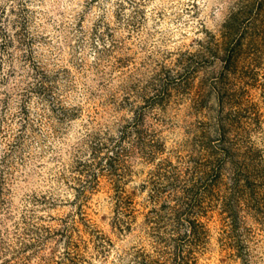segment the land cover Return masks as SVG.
<instances>
[{
	"label": "clouds",
	"instance_id": "1",
	"mask_svg": "<svg viewBox=\"0 0 264 264\" xmlns=\"http://www.w3.org/2000/svg\"><path fill=\"white\" fill-rule=\"evenodd\" d=\"M261 2L0 0V264H67V236L56 233L71 230L82 193L104 176L142 188L143 201L153 194L138 175L148 162L149 171L164 164L155 182L172 192L161 214L170 207L165 219L173 223L156 226L157 251L160 242L175 247L173 233L193 235L194 188L199 205L220 184L227 198L239 189L252 203L264 199V192L255 195L264 189ZM237 44L230 66L229 49ZM241 59L243 84L254 88L259 79L262 103L239 111L250 126L236 150V140L225 136L222 123L217 133L212 117L223 119L225 96L245 93L232 79ZM193 80L202 89L198 102L189 94ZM228 114L237 113L229 106ZM202 147L214 156L207 170L198 167ZM102 199L106 224H116L115 201L111 194ZM236 211L235 224L229 216L233 264H264V235L241 226L239 201ZM124 228V235L109 228L111 243L97 238L84 264H127L141 255L140 237L129 239L127 222Z\"/></svg>",
	"mask_w": 264,
	"mask_h": 264
},
{
	"label": "rangeland",
	"instance_id": "2",
	"mask_svg": "<svg viewBox=\"0 0 264 264\" xmlns=\"http://www.w3.org/2000/svg\"><path fill=\"white\" fill-rule=\"evenodd\" d=\"M258 12H264V0L259 4ZM251 13H249L250 15ZM240 22H237V24ZM236 27H233V31ZM234 55L229 58L230 66L234 65L235 55L238 54L239 45L229 49ZM247 65V61L241 59L237 62L236 76L232 77L234 81V89H239L241 85L246 89L245 93L240 96L231 97L225 96L223 101L224 111L220 113L223 117L222 120H218L216 115L213 114L212 122L217 126V133H219V125L222 123L225 128V136L229 139L236 140V150H239L243 145L241 144V138L244 136V130L250 126L246 116L239 115V111L243 110L248 104L256 103L260 105L261 99L259 93L261 92L260 81L257 80L256 87H250L244 85L243 80L246 78L240 71V65ZM202 89L199 88V84L196 80L192 81V86L189 89V94L194 101L199 100ZM190 102L185 101L187 106ZM229 106L236 112V116L233 117L228 113ZM258 111L264 112V106L259 107ZM200 119L207 121L208 117L203 113H197ZM191 119V117L189 118ZM261 119H264L262 117ZM156 159L166 157L165 153H153ZM214 156L209 155L208 149L201 148V165L198 167L202 170H207L208 167H214V165L207 163L213 161ZM166 162V161H165ZM162 167L159 169V167ZM152 169V162L145 164V167L138 175L144 181L145 185L151 184L153 188V194L145 200L140 199V193L142 188L128 189L126 184L118 183V192L116 191L113 181L107 177H100L97 179L94 190L91 192H83V200L79 205L76 213V219L69 226L70 231L65 234H58V236H67V246L71 247L72 244L76 245V252L78 254L72 261L67 260V264H84L88 253L92 251L96 239L103 236L106 242L111 243L115 238V233L109 234V228L118 227L121 235L125 234L124 223L127 222V230L131 235L129 239L135 241L136 236L140 237L141 247L137 248V253L146 254L155 257V248L152 247V242L156 240L154 235L158 228L157 225L172 223L164 220V215L161 214V209L171 204L170 190H164L160 184L156 183L154 174L156 171L163 172L164 164L161 163L154 171ZM126 174H129L126 171ZM123 179V178H121ZM218 176L215 177L216 182ZM155 188V190H154ZM249 188H252L251 182H249ZM235 189L230 198H227V194L224 191V185L220 184L219 188L213 187L212 192L216 193V196L211 199L205 198L201 205L195 207V215L189 217L193 220V228L204 232V241L199 247L193 249L192 255L194 256L195 264H233V258L237 251V245L235 244V238L229 234L231 229L230 217L235 224L237 219V207L239 201V216L241 220V226H247L252 230V234L256 236L264 235V199H260L256 203H252V200L245 196L243 198L238 197ZM197 189H193L190 196H194L197 199ZM264 189L257 190L256 196H260ZM111 194L112 199L115 201V205L112 208V213L116 215L117 223L113 225H107L108 220V204L102 199L103 196ZM242 196V195H241ZM130 201L129 204L122 207L123 200ZM225 200L230 211L221 210V201ZM250 205L245 210V202ZM170 208V207H169ZM157 211L158 218H161L159 222L152 223V217L155 216L154 211ZM124 214L123 221L120 220V214ZM80 214V215H79ZM230 216V217H229ZM55 219V218H53ZM164 220V222H163ZM66 223V221H63ZM197 223V224H195ZM136 229L133 231V229ZM176 234V233H174ZM178 234V233H177ZM90 245L92 247H90ZM133 260L127 262V264H133Z\"/></svg>",
	"mask_w": 264,
	"mask_h": 264
},
{
	"label": "trees",
	"instance_id": "3",
	"mask_svg": "<svg viewBox=\"0 0 264 264\" xmlns=\"http://www.w3.org/2000/svg\"><path fill=\"white\" fill-rule=\"evenodd\" d=\"M162 167L160 166L159 169H161ZM155 179H158V177L155 176ZM215 177L216 174L215 172L213 173V179H212V183L215 181ZM113 181V180H112ZM114 187L116 189V191L118 192V185L117 182L113 181ZM155 190V188H154ZM236 193H238V197H240L242 195L241 191L239 189L236 190ZM203 202V201H202ZM201 202V203H202ZM130 201L127 200H123L122 202V207L126 206L127 204H129ZM201 205V204H200ZM199 199L195 198L194 196H191V203L189 205V213L191 214L192 211L195 212L196 208H199ZM226 209V210H225ZM230 211V206H228L227 202L224 203L223 206V210H225L227 213H229L228 211ZM78 214V213H77ZM155 216L152 217V223L155 224V222H159L161 218H158V214L157 211H154ZM80 215V214H79ZM166 215H171V208L168 209V212ZM164 220L165 217H164ZM163 220V222H164ZM169 221V220H167ZM173 223V221H170ZM65 223V222H64ZM194 223V221H193ZM197 224V223H195ZM67 230L63 231V232H58V234L62 235L65 234L66 235ZM178 236V234H174L173 233V242L175 244V247H171L169 242L165 241V242H160V249L159 251H157L155 249V254L156 256H150V255H146V254H141L139 256L133 257L134 261L136 259H141L143 261V264H195L194 261V256L192 255L193 249L195 247H199L201 246V244L203 243V239H204V232H202L201 230H197L195 228H193V235L185 238V237H179L176 238ZM67 245V243H66ZM76 245L72 244L71 247L67 246V255H66V260L72 261L75 257L78 256L77 254V250L75 249Z\"/></svg>",
	"mask_w": 264,
	"mask_h": 264
}]
</instances>
